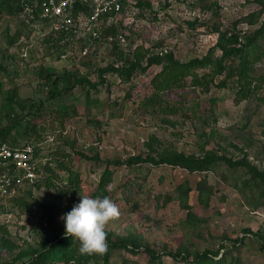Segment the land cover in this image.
Returning <instances> with one entry per match:
<instances>
[{"label":"rangeland","instance_id":"374dc122","mask_svg":"<svg viewBox=\"0 0 264 264\" xmlns=\"http://www.w3.org/2000/svg\"><path fill=\"white\" fill-rule=\"evenodd\" d=\"M137 1L130 3V26L119 23L125 42L88 65L62 59L70 49L59 38L42 37L18 14L0 11V127L13 126L0 142L31 144L35 151V179L21 175V196L0 202V264H28L56 242L66 251L79 248L78 241L67 240L61 217L85 195L108 196L120 210L106 225L107 242L127 248L112 251L109 264H148L145 249L162 264H190L205 252L210 260L196 264H264V36L244 51L240 82L219 74L215 61L221 52L214 48L215 29L237 33L245 43L264 20V0ZM212 49L209 66L185 75L179 88L164 95L173 105L169 114L142 107L161 65L137 69L129 80L120 76L130 61L143 67L151 56L170 55L186 63ZM225 65L233 69L240 60ZM107 68L103 85L75 86L42 113L2 107L7 97L44 100L54 77L64 72L98 83V70ZM196 76L208 84L206 90L194 83ZM174 153L224 156L234 164L215 162L202 172L124 164L128 157ZM96 157L105 172L103 164L94 165ZM65 186L59 201L56 192ZM43 264L77 263L48 251ZM84 264H102L101 256Z\"/></svg>","mask_w":264,"mask_h":264},{"label":"trees","instance_id":"16d2710c","mask_svg":"<svg viewBox=\"0 0 264 264\" xmlns=\"http://www.w3.org/2000/svg\"><path fill=\"white\" fill-rule=\"evenodd\" d=\"M5 4V7H3L0 11H7L9 13H15L18 14V8L16 7V4L13 0H1L0 4ZM139 3V2H138ZM142 4V3H140ZM193 26L192 24L190 25ZM216 34L218 35L217 43L215 44L214 48H217L221 52V56L218 60L215 61L216 66L218 67L217 70H219V74H222L223 72L228 73L231 77H234V82H240L241 78L243 77L241 63L243 61L244 57V51L253 46L256 40L258 38L264 36V20L261 24V26L251 35L245 37V43H240L239 36L237 33H231L229 36H227L225 33L219 31L218 29H215ZM109 33V31H108ZM116 31H113V34H115ZM52 38V37H51ZM118 46H113L112 50H117ZM212 56H213V49L209 51L208 55L203 58H194L186 63H179L175 61L170 55H166L164 58L156 56H151L147 60L146 66H140L137 63H133L130 61V68L125 70L123 73L120 74L121 77H123L124 80H129L130 75L136 71L137 69L141 71H145L147 68L151 66L161 65L162 69L161 71L154 76L152 79V87L154 89V92L151 94L149 98H146L143 103V108H149V109H161L163 113H172L174 110L172 109L173 105L168 104L167 101L163 98L164 95L171 91L172 89L179 88L181 81L183 80L184 76L187 74H191L196 69L204 68L205 66H209L212 63ZM240 60V65L236 66L235 68H230V66H226L225 62L231 61V60ZM91 64L89 62H86L84 65ZM111 68V67H110ZM110 68L107 69H99L98 72L100 74V78L98 80V83H92L90 80H88L85 77H79L75 73H69L64 72L63 74H59L54 77L53 85L51 90L48 92L47 97L40 101V102H34L32 100H15L12 97H7L2 104L3 109H11L15 106L16 109H19L20 111L27 110L30 114H39L44 111L45 105L48 104L49 101H53L56 98L67 94L69 91L74 89L75 86H83L87 87L90 90L97 89L98 86L104 84V79L101 77V75H104L105 72H108L111 70ZM238 70V71H237ZM115 71V70H113ZM237 71V73H236ZM52 75L47 77V80L50 79ZM194 83L202 86L205 90L208 87V84L202 83V79H197L196 77H193ZM61 85V87H60ZM158 107V108H157ZM10 110V111H11ZM10 118V115H9ZM13 126H7V127H0V140L5 141V138L10 134L11 129ZM12 146V145H11ZM17 147V146H13ZM35 152V151H34ZM82 158L86 159L84 156H81ZM224 161L229 165H233L234 163L230 161V159L224 157V156H217L212 154H207L204 157L200 158H194L186 156L182 153H174L170 156L161 155L159 157L154 156H148L147 159L143 160L141 155H138L136 157H128L124 164L130 168V167H136L139 164H146L149 163L151 166H159L160 164H170L173 166H179L183 169H187L190 172H202L206 170L210 165L214 164L215 162H221ZM94 165H104V163L99 162V159L96 157L93 161ZM119 164V163H116ZM104 165V171L107 170ZM256 174V173H255ZM259 178H263L261 174H257ZM77 176L71 177L69 176L68 179V188L71 190L72 186L77 183ZM72 185V186H71ZM67 189L65 186L61 191L57 190L56 192V198L61 201V198L66 196V194L63 193L64 189ZM75 188V187H74ZM20 200V199H19ZM19 200L16 201V204L19 202ZM46 210V209H45ZM49 219L53 221V211L48 210L46 211ZM261 238V237H260ZM262 239V238H261ZM67 240H73L71 237H69ZM62 242H56L49 245L46 252H58L66 263L72 262L77 264H84L86 262L87 258H93L96 256V254L93 255H81L78 251V246L71 245L73 250L66 251L63 249ZM75 243L74 241L72 242ZM108 243L107 251L103 254H99L101 256V262L102 264H109V259L111 252L116 249L121 248H127V244L125 243ZM45 253L39 252L35 258H33L28 264H43V260L45 259ZM145 254L148 256V264H162L159 260L160 257L158 254H156L151 249H145ZM44 255V256H43ZM177 257V256H176ZM174 257V258H176ZM212 258V257H211ZM210 257L207 252L203 253L202 255L196 256L194 261L190 264H196L198 262H204L209 261Z\"/></svg>","mask_w":264,"mask_h":264},{"label":"built area","instance_id":"2783aa9c","mask_svg":"<svg viewBox=\"0 0 264 264\" xmlns=\"http://www.w3.org/2000/svg\"><path fill=\"white\" fill-rule=\"evenodd\" d=\"M1 1V0H0ZM21 22L38 28L42 37H57L69 46L65 59L74 64H95L102 59L100 52L120 47L126 33H118L119 23L130 26V3L137 0H13ZM109 31V33H108ZM113 31H116L113 34ZM105 48V49H104ZM34 148L31 144L13 147L0 142V202L19 198L22 177L35 179Z\"/></svg>","mask_w":264,"mask_h":264},{"label":"clouds","instance_id":"9594fccd","mask_svg":"<svg viewBox=\"0 0 264 264\" xmlns=\"http://www.w3.org/2000/svg\"><path fill=\"white\" fill-rule=\"evenodd\" d=\"M119 215L118 206L108 196H80L71 211L61 217L64 234L78 241L81 255L103 254L108 248L106 225Z\"/></svg>","mask_w":264,"mask_h":264},{"label":"crops","instance_id":"0c3cea01","mask_svg":"<svg viewBox=\"0 0 264 264\" xmlns=\"http://www.w3.org/2000/svg\"><path fill=\"white\" fill-rule=\"evenodd\" d=\"M0 7H2V8L5 7V4H2V3H1V4H0ZM5 44H6V43H4V45H5ZM19 100H20V99H19ZM27 100H28V99H27ZM21 101H25V100H21Z\"/></svg>","mask_w":264,"mask_h":264}]
</instances>
